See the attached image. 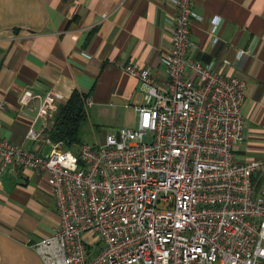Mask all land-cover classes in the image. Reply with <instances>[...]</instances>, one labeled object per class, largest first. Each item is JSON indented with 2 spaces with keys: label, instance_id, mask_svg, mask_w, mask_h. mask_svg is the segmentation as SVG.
<instances>
[{
  "label": "built area",
  "instance_id": "obj_1",
  "mask_svg": "<svg viewBox=\"0 0 264 264\" xmlns=\"http://www.w3.org/2000/svg\"><path fill=\"white\" fill-rule=\"evenodd\" d=\"M171 1L170 46L159 58L166 80L119 61L142 94L135 126L72 148L46 137L45 153L0 137V178L10 167L47 175L58 224L33 242L44 264H264V198L251 177L264 157L232 153L243 138L245 82L189 55L193 0ZM59 97L20 96L42 99L41 134Z\"/></svg>",
  "mask_w": 264,
  "mask_h": 264
},
{
  "label": "crops",
  "instance_id": "obj_2",
  "mask_svg": "<svg viewBox=\"0 0 264 264\" xmlns=\"http://www.w3.org/2000/svg\"><path fill=\"white\" fill-rule=\"evenodd\" d=\"M192 10L189 55L245 82L243 138L233 158H263L264 0H193ZM175 13L171 0H0V137L41 153L51 147V125L41 134L42 99L22 103L23 90H54L58 106L74 89L85 93L83 121L103 136L135 126L142 94L119 61L145 66L164 82L159 58ZM29 128L40 136L26 138ZM251 177L254 194L264 198V168ZM46 179L17 167L0 178V264H44L33 242L58 224Z\"/></svg>",
  "mask_w": 264,
  "mask_h": 264
},
{
  "label": "trees",
  "instance_id": "obj_3",
  "mask_svg": "<svg viewBox=\"0 0 264 264\" xmlns=\"http://www.w3.org/2000/svg\"><path fill=\"white\" fill-rule=\"evenodd\" d=\"M85 97V93L74 89L69 98L58 106L53 123L46 130L50 140H60L69 148L81 142L79 127L86 115Z\"/></svg>",
  "mask_w": 264,
  "mask_h": 264
},
{
  "label": "rangeland",
  "instance_id": "obj_4",
  "mask_svg": "<svg viewBox=\"0 0 264 264\" xmlns=\"http://www.w3.org/2000/svg\"><path fill=\"white\" fill-rule=\"evenodd\" d=\"M103 133L96 131L87 121H82L79 127V137L81 141L88 143L100 142Z\"/></svg>",
  "mask_w": 264,
  "mask_h": 264
}]
</instances>
